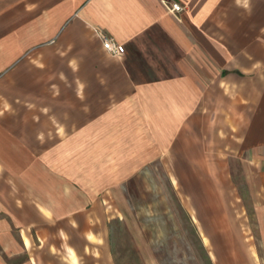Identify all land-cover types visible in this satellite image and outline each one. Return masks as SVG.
Instances as JSON below:
<instances>
[{
	"label": "crops",
	"instance_id": "0c3cea01",
	"mask_svg": "<svg viewBox=\"0 0 264 264\" xmlns=\"http://www.w3.org/2000/svg\"><path fill=\"white\" fill-rule=\"evenodd\" d=\"M163 1L0 0V264H117L124 186L158 168L184 218L134 228L147 264L190 234L212 264H263L224 173L264 163V0Z\"/></svg>",
	"mask_w": 264,
	"mask_h": 264
},
{
	"label": "rangeland",
	"instance_id": "374dc122",
	"mask_svg": "<svg viewBox=\"0 0 264 264\" xmlns=\"http://www.w3.org/2000/svg\"><path fill=\"white\" fill-rule=\"evenodd\" d=\"M5 147L6 138L0 137V157L3 159L6 158ZM84 156L79 155L80 158ZM62 166L66 168V160L62 161ZM67 166L69 167V164ZM232 166L233 168L227 170L224 176L234 180L231 193L239 195L242 199L239 203L246 210V224L252 231L249 235L254 237L258 255L264 264V163L261 161L248 165L238 160ZM5 174L6 170H2L0 166V177H5ZM146 175L137 180L133 179L124 186L128 200L123 205L129 213V218L112 222L113 252L117 264H147L151 250L149 247L145 251L139 249L134 228L142 224H146L147 227L151 223L157 225L159 221L165 220L158 216L151 218L152 211L158 215L162 209H168L178 215L182 221L184 218L177 198V195L184 191V187L179 184L172 185L168 172L159 168L147 171ZM4 188L2 187L1 190H5ZM159 196H164L166 200L149 201ZM2 199L4 201L0 206L5 209L7 202L4 193ZM137 212L139 216L135 218ZM147 235H145L147 238L151 237L149 232ZM188 237L185 242L188 249H181L182 243L179 241L170 249L165 247L159 251L155 250L154 254L158 252L160 261L164 264H212L196 235L190 234Z\"/></svg>",
	"mask_w": 264,
	"mask_h": 264
},
{
	"label": "built area",
	"instance_id": "2783aa9c",
	"mask_svg": "<svg viewBox=\"0 0 264 264\" xmlns=\"http://www.w3.org/2000/svg\"><path fill=\"white\" fill-rule=\"evenodd\" d=\"M163 2L166 8L168 9V11L175 15H177V13L183 11L184 9V6L177 1H165L164 0ZM103 45L105 49L113 55L124 54L126 50L124 44L119 43L115 41L114 39L107 37V36H103Z\"/></svg>",
	"mask_w": 264,
	"mask_h": 264
}]
</instances>
